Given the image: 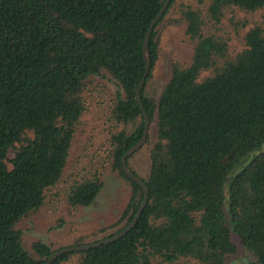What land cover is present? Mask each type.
<instances>
[{
    "label": "trees",
    "instance_id": "trees-1",
    "mask_svg": "<svg viewBox=\"0 0 264 264\" xmlns=\"http://www.w3.org/2000/svg\"><path fill=\"white\" fill-rule=\"evenodd\" d=\"M164 2L0 0V264H45L56 251L39 241V258H33L17 225L62 181L89 97L107 113L109 153L92 156L64 193L73 207L91 205L111 165L133 190L123 226L107 238L131 222L144 190L121 160L144 131L136 88L146 70L145 35ZM175 3L150 36L146 82L159 57L157 28ZM234 8L256 12L264 0L182 7L192 62L173 63L157 103L141 89L151 121L156 117L157 140L143 179L149 200L135 227L115 242L64 253L52 264H227L237 252L233 235L257 258L241 264H264V150L239 168L264 144V25L247 30L245 47L229 58L223 21ZM105 73L118 86L114 97L97 89L91 94L92 78ZM138 119L128 133L126 125Z\"/></svg>",
    "mask_w": 264,
    "mask_h": 264
},
{
    "label": "rangeland",
    "instance_id": "rangeland-1",
    "mask_svg": "<svg viewBox=\"0 0 264 264\" xmlns=\"http://www.w3.org/2000/svg\"><path fill=\"white\" fill-rule=\"evenodd\" d=\"M188 3L196 5L199 0H176L167 17L157 28V37L160 39L159 57L144 87V96L155 103L171 78L173 63L189 66L193 59V41L186 34V22L179 19L181 8ZM223 23L229 31V58H232L245 47L246 31L255 24L264 25V9L256 12L228 9ZM208 75L209 72H206L203 76ZM90 87L91 94L95 89L105 91L110 97L116 96L118 92L114 78L108 73L92 78ZM95 95L97 94L94 93ZM94 99L95 97H89L90 105L75 135L62 181L48 193L44 205L37 212L17 225L22 232L25 250L35 259L39 258L34 249L36 242H43L52 250H57L79 242L85 244L105 239L124 224L120 220L133 187L111 165L103 170V187L91 205L73 207L64 193L72 180L85 174L86 168L91 165L92 156L98 154L106 158L109 153L107 113L93 101ZM139 123L140 119L132 121L126 125L125 130L132 133ZM156 140L155 117L151 121L146 141L128 158L129 168L144 180H148L150 175L151 151ZM262 150L264 144L247 156L239 168ZM13 156L11 153L10 157ZM8 165L11 167L10 162ZM233 240L237 245V252L230 256L227 264H241L257 259L253 252L244 247L237 235H233Z\"/></svg>",
    "mask_w": 264,
    "mask_h": 264
},
{
    "label": "water",
    "instance_id": "water-1",
    "mask_svg": "<svg viewBox=\"0 0 264 264\" xmlns=\"http://www.w3.org/2000/svg\"><path fill=\"white\" fill-rule=\"evenodd\" d=\"M171 1L172 0H165L162 8L160 9L158 14L155 16V18L151 22L149 29L145 35L144 44H143V54H144L145 61H146V70H145V73H144L143 77L141 78V80L139 81L137 88H136V98H137V101L140 105V108H141V111L143 114V118H144V131H143L141 139L134 146H132L130 149H128L125 152V154L122 156V160H121L122 161V169L125 172V174L130 179H132L134 182H136L138 185H140L141 188L144 190V197L142 199V202H141L136 214L132 218L131 222L119 233H117V234H115L109 238L94 241L91 243L62 247V248L56 250L55 252H53L49 256V258L46 260L45 264H52L60 255H62L64 253L89 250V249L99 247L101 245L109 244V243H112V242L119 240L120 238L125 236L128 232H130L135 227V225L137 224L139 218L141 217V215H142V213H143V211H144V209L148 203L149 188H148L147 184L145 183V181L141 177H139L137 174H135L134 172L131 171V169L128 166V158L143 145V143L146 141V138H147V135L149 132L151 119H150V116L148 114L147 109L145 108V105L143 103L142 94H141V89L145 86L146 79H147V77L151 71V59H150V55H149V41H150V36H151L154 28L156 27V25L158 24L160 19L163 17V15L166 12L167 8L169 7Z\"/></svg>",
    "mask_w": 264,
    "mask_h": 264
}]
</instances>
